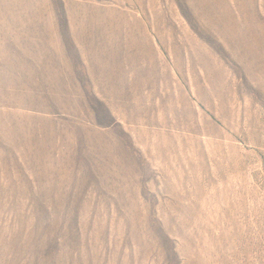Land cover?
<instances>
[{
  "label": "rangeland",
  "instance_id": "obj_1",
  "mask_svg": "<svg viewBox=\"0 0 264 264\" xmlns=\"http://www.w3.org/2000/svg\"><path fill=\"white\" fill-rule=\"evenodd\" d=\"M0 264H264V0H0Z\"/></svg>",
  "mask_w": 264,
  "mask_h": 264
}]
</instances>
